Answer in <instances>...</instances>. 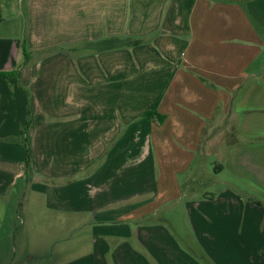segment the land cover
<instances>
[{
  "label": "crops",
  "instance_id": "obj_1",
  "mask_svg": "<svg viewBox=\"0 0 264 264\" xmlns=\"http://www.w3.org/2000/svg\"><path fill=\"white\" fill-rule=\"evenodd\" d=\"M0 72V233L26 183L49 264H264V0H0Z\"/></svg>",
  "mask_w": 264,
  "mask_h": 264
},
{
  "label": "rangeland",
  "instance_id": "obj_2",
  "mask_svg": "<svg viewBox=\"0 0 264 264\" xmlns=\"http://www.w3.org/2000/svg\"><path fill=\"white\" fill-rule=\"evenodd\" d=\"M100 43L101 41H97L95 44ZM25 185L26 183L22 185V194H19L15 201L9 202L12 213H9L0 233V264H49L57 249L62 246L58 242L45 245L48 240L60 239L58 237L61 233L58 234L55 228L44 227L46 218L48 217L53 223L57 219V214H47L43 208L44 197L35 195L30 190V186ZM250 191L253 190L246 191L244 199H254L248 197L253 195ZM35 254L43 257L37 258Z\"/></svg>",
  "mask_w": 264,
  "mask_h": 264
},
{
  "label": "trees",
  "instance_id": "obj_3",
  "mask_svg": "<svg viewBox=\"0 0 264 264\" xmlns=\"http://www.w3.org/2000/svg\"><path fill=\"white\" fill-rule=\"evenodd\" d=\"M24 55H25V57L27 56L26 51H24ZM0 75L18 76L17 72H11V73L0 72ZM29 125H30V122H28V126ZM24 143H25V148H26L25 167H26L27 170H30V167H31V149H30L29 140H28L27 137H26V139L24 138Z\"/></svg>",
  "mask_w": 264,
  "mask_h": 264
}]
</instances>
